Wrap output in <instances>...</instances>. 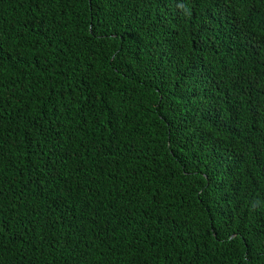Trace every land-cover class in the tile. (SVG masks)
<instances>
[{"label": "trees", "instance_id": "obj_1", "mask_svg": "<svg viewBox=\"0 0 264 264\" xmlns=\"http://www.w3.org/2000/svg\"><path fill=\"white\" fill-rule=\"evenodd\" d=\"M0 264H264V0H0Z\"/></svg>", "mask_w": 264, "mask_h": 264}]
</instances>
